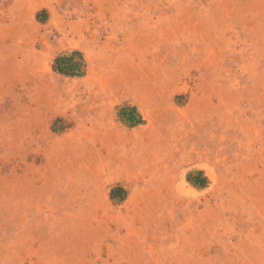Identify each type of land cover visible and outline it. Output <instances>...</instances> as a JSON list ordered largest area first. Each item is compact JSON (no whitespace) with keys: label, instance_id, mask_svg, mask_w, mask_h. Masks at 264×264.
<instances>
[{"label":"rangeland","instance_id":"1","mask_svg":"<svg viewBox=\"0 0 264 264\" xmlns=\"http://www.w3.org/2000/svg\"><path fill=\"white\" fill-rule=\"evenodd\" d=\"M0 264H264V0H0Z\"/></svg>","mask_w":264,"mask_h":264},{"label":"trees","instance_id":"2","mask_svg":"<svg viewBox=\"0 0 264 264\" xmlns=\"http://www.w3.org/2000/svg\"><path fill=\"white\" fill-rule=\"evenodd\" d=\"M73 57H76V55L73 54L69 58H57L53 66L54 72L65 77H75L76 75H78L75 73H78L79 64L73 62L74 61ZM79 61L81 63V60Z\"/></svg>","mask_w":264,"mask_h":264}]
</instances>
